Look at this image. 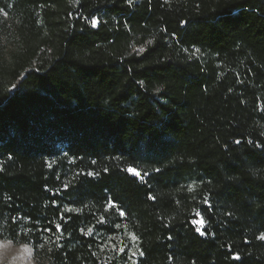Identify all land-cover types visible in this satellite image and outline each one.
Listing matches in <instances>:
<instances>
[{
	"label": "trees",
	"instance_id": "trees-1",
	"mask_svg": "<svg viewBox=\"0 0 264 264\" xmlns=\"http://www.w3.org/2000/svg\"><path fill=\"white\" fill-rule=\"evenodd\" d=\"M0 9V241L39 264H264V0Z\"/></svg>",
	"mask_w": 264,
	"mask_h": 264
},
{
	"label": "rangeland",
	"instance_id": "rangeland-1",
	"mask_svg": "<svg viewBox=\"0 0 264 264\" xmlns=\"http://www.w3.org/2000/svg\"><path fill=\"white\" fill-rule=\"evenodd\" d=\"M201 226V223H200ZM0 264H39L29 245L0 241Z\"/></svg>",
	"mask_w": 264,
	"mask_h": 264
},
{
	"label": "snow or ice",
	"instance_id": "snow-or-ice-1",
	"mask_svg": "<svg viewBox=\"0 0 264 264\" xmlns=\"http://www.w3.org/2000/svg\"><path fill=\"white\" fill-rule=\"evenodd\" d=\"M129 2H131V0H129ZM0 11H2V9H0ZM91 23H92V26H93V27H96L97 24H98V21H97L96 19H93V20L91 21ZM197 51H198V50H197ZM237 143H239V141H237ZM93 163H95V162H93ZM127 171H129L130 173H133V174L136 175L137 177L143 179V177L141 176V174H140L139 171H137V170H135V169H133V168H131V167H129V168L127 169ZM91 174H92V173H89V175H91ZM145 175H146V173H145ZM150 199H155V198H154V197H150ZM107 207H108V208H115L116 205H115L114 202L109 201ZM118 211H119V215H120L121 217H123V216L125 215V212H124V211L119 210V209H118ZM101 223H103V221H101ZM56 230H57V231L60 230V225H56ZM89 231H91V229H89ZM197 231L199 232L200 229L198 228ZM201 235H203V232H201ZM169 238H171V237H169ZM132 239L135 240V239H137V238L133 235V236H132ZM260 239L264 240V236H261ZM121 251H123V249H121ZM140 254L143 255L142 252H141ZM133 255H135V253H133ZM237 258H238V257H237Z\"/></svg>",
	"mask_w": 264,
	"mask_h": 264
}]
</instances>
